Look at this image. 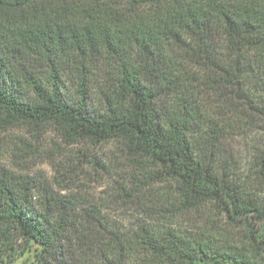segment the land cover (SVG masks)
Masks as SVG:
<instances>
[{
	"label": "trees",
	"instance_id": "trees-1",
	"mask_svg": "<svg viewBox=\"0 0 264 264\" xmlns=\"http://www.w3.org/2000/svg\"><path fill=\"white\" fill-rule=\"evenodd\" d=\"M98 73L107 83L93 105ZM0 120L118 141L180 212L213 204L238 234L111 235L95 264H128L137 244L149 264H264V140L250 161L262 197L221 147L233 122L264 126V0H0ZM34 198L0 174V264H93L99 250L68 202Z\"/></svg>",
	"mask_w": 264,
	"mask_h": 264
},
{
	"label": "rangeland",
	"instance_id": "rangeland-1",
	"mask_svg": "<svg viewBox=\"0 0 264 264\" xmlns=\"http://www.w3.org/2000/svg\"><path fill=\"white\" fill-rule=\"evenodd\" d=\"M100 73L90 84L93 105L107 83ZM68 84L70 96L75 98L76 88ZM243 122H233L224 133L221 147L225 167L241 180L250 195L262 197L250 161L254 145L257 148L264 140V126ZM0 174L28 183L36 207L46 199L68 202L70 210L66 214L76 225L84 226L81 235L91 239L93 249L99 250L98 255L93 251V264L98 263L103 243L111 235L128 239L168 229L184 232L192 239L204 237L203 232L220 239L238 236L236 228L225 223L213 204L180 212L171 186L150 180L115 140L100 144L70 141L50 124L34 127L0 120ZM134 250L128 264H149L138 244ZM30 261L23 257L14 264Z\"/></svg>",
	"mask_w": 264,
	"mask_h": 264
}]
</instances>
